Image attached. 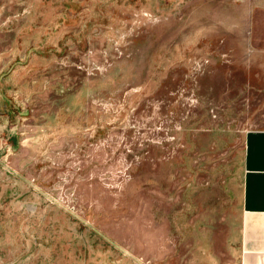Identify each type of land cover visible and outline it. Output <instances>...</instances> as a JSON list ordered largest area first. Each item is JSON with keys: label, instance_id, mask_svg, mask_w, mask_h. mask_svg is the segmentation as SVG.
<instances>
[{"label": "rangeland", "instance_id": "rangeland-1", "mask_svg": "<svg viewBox=\"0 0 264 264\" xmlns=\"http://www.w3.org/2000/svg\"><path fill=\"white\" fill-rule=\"evenodd\" d=\"M248 130L264 0H0V264H190L182 178Z\"/></svg>", "mask_w": 264, "mask_h": 264}, {"label": "crops", "instance_id": "crops-1", "mask_svg": "<svg viewBox=\"0 0 264 264\" xmlns=\"http://www.w3.org/2000/svg\"><path fill=\"white\" fill-rule=\"evenodd\" d=\"M212 160L203 171L191 164L182 178L173 215L180 256L190 264H264V130L243 134L238 163L228 154Z\"/></svg>", "mask_w": 264, "mask_h": 264}]
</instances>
